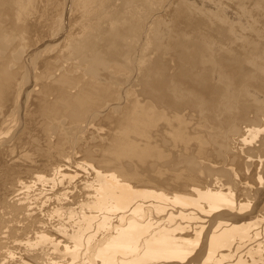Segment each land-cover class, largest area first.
<instances>
[{"label":"bare ground","instance_id":"6f19581e","mask_svg":"<svg viewBox=\"0 0 264 264\" xmlns=\"http://www.w3.org/2000/svg\"><path fill=\"white\" fill-rule=\"evenodd\" d=\"M60 1L59 20L71 19L75 8L83 20H92L93 28L85 30L83 37L73 38L65 49V55L77 64L72 68L62 66L57 74L46 72L51 79L47 82L43 76H32L31 80L28 72L29 76L22 73L26 74L23 80L15 83V70L0 82V264H264V40H244L242 46L250 49L243 48L250 63L245 64L247 67L232 68L223 60L218 77H211L207 103L198 113L204 133L194 138L193 148L186 147L177 155L171 152L168 167L153 171L150 167L154 163L161 165L159 160H166L165 147L132 140L131 132L123 130L113 151L117 162L104 163L96 161L89 149L82 156L79 153V141L91 127L90 122L101 114L95 116L93 112L92 121L72 127L65 125L67 119L59 121L60 115L78 116L81 105H97L105 91L101 87L99 92L86 81L80 86V76L73 73L80 71L83 77L104 79V71L109 70L105 63L106 33L120 40V36L132 38L138 21L151 17V8L147 0ZM178 2L170 19L199 20L198 15L207 16V0ZM36 5L35 0L16 2L21 18ZM106 20L114 21L113 29L106 27ZM131 24L137 29L133 30ZM213 56H206L203 63L215 65ZM148 77L141 88L155 98L164 79L160 76L156 84L153 74ZM2 83H7L6 87H1ZM34 85L40 86L39 91ZM50 95H54L53 100ZM120 96L123 102L125 95ZM185 103L170 106L174 116L166 132L171 139L174 136L175 144L188 139L177 117ZM40 114L44 125L38 127L31 120L36 122L35 116ZM130 120L139 129L149 128L142 111ZM42 137L45 141L39 143ZM164 137L166 146L169 138ZM79 156L91 161V167L83 170L85 162Z\"/></svg>","mask_w":264,"mask_h":264},{"label":"rangeland","instance_id":"374dc122","mask_svg":"<svg viewBox=\"0 0 264 264\" xmlns=\"http://www.w3.org/2000/svg\"><path fill=\"white\" fill-rule=\"evenodd\" d=\"M147 1L149 3V7L151 8V11L149 12V15L151 17H148L147 18L148 20L145 19V20L135 21L136 23L138 21L140 24L139 27H137L138 30H135L136 33L133 31L134 34L136 35L132 34V36L134 35L132 38L131 37L125 38L120 36L122 39L120 40L115 35H112L111 33L108 32L106 33L105 38L107 39V42L104 44V49L105 51H107L108 57L107 59H105V63L109 65L108 72L111 71L112 73L111 72L108 73L104 71L106 74H103L104 79H102L101 77L102 80L100 78L98 80L97 79L95 80L89 76L83 77L82 75L83 72L80 71H78L79 73L75 72L76 74L73 73V75L80 76L81 79L79 82L80 86L82 85L83 81H86L88 83H91L92 87L94 89H98L99 92L102 87V90L105 91L102 96L103 99L101 98L96 106L87 107L86 105L84 106L81 105L79 108L80 111H78L79 112L78 116L75 115V113H73L74 114L73 116H70L71 114L60 115L62 117L59 116L60 117L59 121L61 120L63 121V119L64 120L67 119L65 120L67 122V123L65 122L66 123L65 125H67V127H72L76 125H85L89 123L90 120L92 121L93 112L95 116L101 114L98 115V117H96L97 118L95 119V121L97 120L96 123L94 119H93L94 122L93 121L90 122L88 128L90 126L91 127L95 126V127L94 128L90 127L89 130L83 135L84 137L82 136L81 141L83 143L79 141L80 149H81L79 153L82 156V153H84L85 150L89 149L95 155L94 159L96 161L103 160L104 163L114 164L117 162V157L113 154L114 153L113 151L116 148L117 140H119V137L121 136V131L123 130H127L131 132L130 138L132 140L135 141L145 140L150 143L156 142L157 144L156 143L151 144L152 146L156 145L154 147L164 146L165 147L164 150L167 153L166 160H162V161L159 160L161 162V165L158 162V163H154L150 167V170L157 171L159 169L158 167L160 168L168 167L169 164H166V161L169 160V157L171 158L170 156L171 152H172L171 155H173L174 153L177 155L179 152L181 153L185 151L186 147H187L186 150L193 148L194 147L193 143H195L194 138H197L198 136L204 133L203 123H202L203 120H201V117H199V115L201 114L200 108L201 107L203 108L202 104L207 103V88L210 87V81H211L210 79L211 77L214 78L218 77V74H220L221 71L220 64H222V61L223 60L226 61V63L229 66H232V68L241 67V66L247 67V65L245 64L248 65L250 64L248 61L249 60L248 57H246L244 53L245 51H250V49H246L243 46L246 40L248 41L250 40L251 42L255 41L256 43H261V41L263 42L264 40V35H262L264 34V7H263L264 0H259V1L258 0H207V6H206L207 16L205 17L202 15H198V17L200 16L202 20H200V18L199 20H197L198 18L196 19L193 18L192 20L191 19L189 20L188 18L185 20L183 19V17H179L176 20L170 19L171 17H173L172 15L173 12L177 10V4L179 3L178 0H172V2L171 0H147ZM173 1L175 2L177 1L176 2L177 4ZM16 2L17 0H0V82L5 80L8 74L13 70H15V72H18V77L15 78L16 81L15 83H17V80L18 81L23 80L24 78V77L22 78L23 75L27 74V76H29L28 72L29 73L31 72L30 74H32L31 80H34L35 76L37 77L43 76L44 81L47 82L48 79L50 81L51 79L49 78L50 73L47 74L46 76V72L56 71L57 74L59 73V70L62 66H65V68L74 67L73 65H75L76 61L65 55L66 54L65 49L73 38H81L83 37L85 30L88 29L91 30L93 28L92 26L93 24H91L92 20H83L82 16H80L76 8L71 14L72 15L71 19L67 18V20H59V17L61 15L60 13L61 6H62L60 0H35V2L37 3L36 8L32 12L27 14V16L21 18V15L16 7ZM169 2L171 4H169ZM164 7L166 8L165 11H164L165 9ZM154 15L158 17L157 20H155V18L153 17ZM98 21L100 20H97V22ZM105 22H106V27L108 29L114 28L113 20H109V21L106 20ZM135 25L136 24L134 25L131 24L130 26L135 27ZM130 26L129 28H131ZM255 26H257V28L260 27V29L257 30ZM134 27H132L133 30L137 29L136 27L135 28ZM256 32H258L259 34L261 33V35L259 34L257 35ZM251 34H254V38L253 35ZM241 35L242 37L243 36L244 37L241 38ZM248 35L250 38H248ZM16 36H18L19 38ZM155 37L156 38L161 37L160 41L163 39L162 42H160L158 38L156 40ZM9 38H11L12 40H10ZM224 43L227 46H225ZM230 45L232 46V48ZM213 46H215V48ZM130 47L132 48V50L130 49ZM243 48L246 50L244 51ZM192 51L193 53H191ZM215 51L218 55L215 53ZM16 54L18 56L17 59H20L18 61L17 59H15ZM209 55L210 56L214 55L213 58L216 56V58L214 59L217 61L215 62V65H213L214 67H216L215 69L212 65L206 66V63L205 62L203 63L204 60H207L206 56L209 57ZM191 57L192 59H190ZM63 58L67 60L69 59L68 62ZM184 58L185 60H183ZM237 61L239 64L237 63ZM31 66H33V68H31ZM186 66L189 68H187ZM155 67L159 68L160 70L157 69L156 71ZM151 70H153L154 72H152ZM208 70L210 73L208 72ZM33 71H35L36 73ZM192 71L194 72V74ZM211 71L213 72L215 71L214 75L213 72ZM22 73H26V74H22ZM154 73L157 75H155ZM152 74L154 79H155L154 75L156 76L155 79L156 84H158L160 80L159 79L160 76H161L160 78L164 79L162 80L163 86L159 88L157 92L158 96H155V98L153 95L150 96V94L143 91V89L141 88L142 86H145L146 78L148 77V75L150 76ZM198 74L200 76H197ZM106 75L107 77L105 79ZM113 75L114 77H112ZM203 75H205V77ZM32 76L34 77V79ZM121 76L124 78V80L122 79ZM168 76L170 78H166ZM117 77L118 78L121 77L120 78L121 82ZM111 78H114L115 82ZM171 80L174 82V84H170L173 83ZM98 81H102V83ZM113 83H116L117 85L116 84L112 85ZM142 83L143 85H141ZM6 84L7 83H2L1 87H6ZM175 84L178 85L176 86ZM168 85H170L171 87L170 89H168L169 88ZM34 86L36 88V86L38 85H34ZM34 86H32L31 89H34ZM175 86L177 88H175ZM191 86L193 87L194 90L192 89ZM39 87L40 86H38V89L36 91H39ZM179 87L181 88V90H179L180 89ZM68 88L70 91H75V88L73 90L70 89L71 87ZM135 89H137L138 91H136ZM176 89L178 90L176 91ZM161 90L163 92H160ZM187 90L189 91V96H188V92L186 94ZM139 91L141 95L142 93L144 95L140 96L138 93ZM120 95L122 96L125 95L122 97L123 102H121L120 100L121 99ZM172 95L173 96L175 95V97H173ZM176 95H178L180 98ZM191 95L193 97H191ZM50 96H49L50 100H53L54 95H50ZM118 96L120 97L118 98ZM144 96L146 98H144ZM163 99L164 101H162ZM184 101L186 102L184 108L180 112V114L177 115V117L179 119L181 118L180 123L181 125H183L182 127L186 130L188 139L185 143L177 142L175 144L173 142L174 136L171 139L172 135L167 133L170 131V127H171L170 119H172L171 117L174 116L171 113L173 110H171L170 106L174 103L175 104H180V102L184 103ZM42 103L43 102L41 101L40 104ZM55 103L56 102H53L54 105ZM108 103H110L109 106ZM113 103H114V106L112 105L113 108H115V106H118L120 103L122 104H120L121 106L119 105L114 110L111 106V104ZM115 103L117 105H115ZM105 106L106 107L108 106V108L104 109L103 107ZM165 106H167V108ZM9 109L7 113H9V111H11L12 108ZM65 110L69 111L66 108ZM96 110H98L99 112ZM102 110L104 113L101 112ZM118 110L120 112H118ZM138 111H142L144 124L146 122L149 126L147 130L139 129L140 127L134 126L132 121L130 120L131 116ZM35 117H36V122H34V119H32L31 123L38 127L43 126L44 125L43 116L41 117L40 114V115H36ZM107 129L108 131H106ZM96 134L101 136L98 137ZM144 136H146L147 138L145 137L144 139ZM164 136H168L169 138V143H166V146L163 143L165 142ZM95 138H98V140ZM92 139L93 141L95 140L97 142H93ZM103 140L105 141L103 142ZM44 141H45L44 137L39 139V143H42ZM203 146L206 147L207 144L203 143ZM176 151L178 152L176 153ZM81 156H79V159L83 160V163L85 162L83 164L82 169L83 170L86 169L85 166L91 167L89 164H92V162L89 161L88 159L80 158ZM89 159H93V158L90 157ZM14 250L17 249L15 248ZM14 252H18V251H14Z\"/></svg>","mask_w":264,"mask_h":264}]
</instances>
